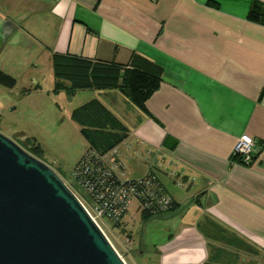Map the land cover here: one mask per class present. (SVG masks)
I'll use <instances>...</instances> for the list:
<instances>
[{
    "label": "crops",
    "instance_id": "0c3cea01",
    "mask_svg": "<svg viewBox=\"0 0 264 264\" xmlns=\"http://www.w3.org/2000/svg\"><path fill=\"white\" fill-rule=\"evenodd\" d=\"M254 2L264 4L0 0V26L13 25L5 45L36 47L34 55L47 52L52 61L61 54L127 65L138 53L162 68L149 112L117 89L74 95L83 94V104L98 99L123 121L128 150L176 201L148 221L162 230L160 264H264V15L251 17ZM25 39L31 45H21ZM243 135L255 140L249 164L234 154ZM180 181L183 189H174Z\"/></svg>",
    "mask_w": 264,
    "mask_h": 264
},
{
    "label": "water",
    "instance_id": "95a60500",
    "mask_svg": "<svg viewBox=\"0 0 264 264\" xmlns=\"http://www.w3.org/2000/svg\"><path fill=\"white\" fill-rule=\"evenodd\" d=\"M0 264H128L58 172L2 132Z\"/></svg>",
    "mask_w": 264,
    "mask_h": 264
},
{
    "label": "rangeland",
    "instance_id": "374dc122",
    "mask_svg": "<svg viewBox=\"0 0 264 264\" xmlns=\"http://www.w3.org/2000/svg\"><path fill=\"white\" fill-rule=\"evenodd\" d=\"M22 42L31 45L28 39L21 41V45ZM18 44L9 39L4 47H0V65L17 79L14 87L0 84V132L21 145L28 139L40 144L43 149L41 159L54 168L84 200L86 194L73 179L72 172L89 147V142L71 115L72 110L81 106L86 99L83 94L72 99L65 93L56 94L50 53L34 55L36 47L34 53L30 47L18 50L15 48ZM120 151L128 161L129 168H133L128 178L142 176L147 167L141 158L132 154L125 143L120 146ZM172 187L183 189L177 182H173ZM168 189L176 195L170 184ZM124 223L125 229L115 227L108 219L103 220L102 225L126 262L160 264V255L155 247L162 239V230H158L160 224L143 220L136 199L130 202Z\"/></svg>",
    "mask_w": 264,
    "mask_h": 264
},
{
    "label": "trees",
    "instance_id": "16d2710c",
    "mask_svg": "<svg viewBox=\"0 0 264 264\" xmlns=\"http://www.w3.org/2000/svg\"><path fill=\"white\" fill-rule=\"evenodd\" d=\"M259 4L264 7L263 3L254 2L251 17L255 18L258 15H264V10L263 13H259L255 9ZM259 8L262 7L259 6ZM53 73L55 76L54 91L56 94L65 93L70 99L79 91L117 89L131 103L136 104L146 112H149L147 101L159 89L163 80L162 68L138 53L133 54L131 62L127 65L73 55L56 54L53 56ZM0 84L14 87L17 84V79L0 69ZM37 88H40V86ZM71 117L79 125L82 135L89 142V147L77 161L76 166L88 156H92L94 163H101L102 157L114 148L120 147L129 137V128L98 99H93L75 108ZM29 143L32 145L29 146ZM21 146L36 157L42 158L43 149L36 141L28 139ZM134 179L136 178H128V180ZM156 185L157 187L161 186L168 193L159 176L155 181L154 188ZM83 191L86 194L84 200L90 201V194L85 190ZM138 203L144 221H149L171 212L177 205L173 199V208L169 211H163L161 209L150 210L145 207L144 203L142 204L140 201ZM128 211L120 221L114 222L110 220L115 227L125 229L124 218Z\"/></svg>",
    "mask_w": 264,
    "mask_h": 264
},
{
    "label": "built area",
    "instance_id": "2783aa9c",
    "mask_svg": "<svg viewBox=\"0 0 264 264\" xmlns=\"http://www.w3.org/2000/svg\"><path fill=\"white\" fill-rule=\"evenodd\" d=\"M254 145L252 136L243 135L234 154L240 156L243 163L249 164ZM158 154L164 157L166 151L158 149ZM121 155L120 147H116L102 157L98 164L94 163L92 156H88L72 172L73 179L91 196L90 201L81 200L102 227L104 219L120 221L133 199L144 203L150 210L169 211L173 208V198L161 186L156 185L154 188L158 175L152 170L153 167L144 176L128 180L126 163ZM179 184L182 185V182Z\"/></svg>",
    "mask_w": 264,
    "mask_h": 264
},
{
    "label": "flooded vegetation",
    "instance_id": "af4514ba",
    "mask_svg": "<svg viewBox=\"0 0 264 264\" xmlns=\"http://www.w3.org/2000/svg\"><path fill=\"white\" fill-rule=\"evenodd\" d=\"M5 43H1V40H0V47H4Z\"/></svg>",
    "mask_w": 264,
    "mask_h": 264
}]
</instances>
